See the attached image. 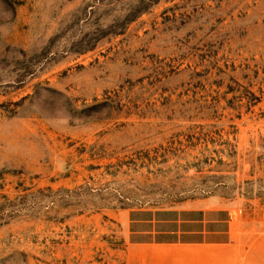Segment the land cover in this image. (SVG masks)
<instances>
[{
	"label": "rangeland",
	"instance_id": "1",
	"mask_svg": "<svg viewBox=\"0 0 264 264\" xmlns=\"http://www.w3.org/2000/svg\"><path fill=\"white\" fill-rule=\"evenodd\" d=\"M0 264H264V0H0Z\"/></svg>",
	"mask_w": 264,
	"mask_h": 264
}]
</instances>
